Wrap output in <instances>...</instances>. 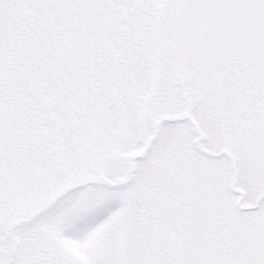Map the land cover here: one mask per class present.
<instances>
[{
	"label": "snow or ice",
	"instance_id": "obj_1",
	"mask_svg": "<svg viewBox=\"0 0 264 264\" xmlns=\"http://www.w3.org/2000/svg\"><path fill=\"white\" fill-rule=\"evenodd\" d=\"M0 264H264V0H0Z\"/></svg>",
	"mask_w": 264,
	"mask_h": 264
}]
</instances>
